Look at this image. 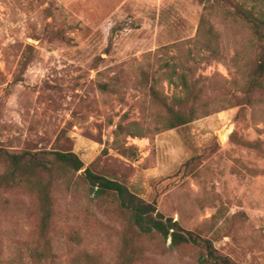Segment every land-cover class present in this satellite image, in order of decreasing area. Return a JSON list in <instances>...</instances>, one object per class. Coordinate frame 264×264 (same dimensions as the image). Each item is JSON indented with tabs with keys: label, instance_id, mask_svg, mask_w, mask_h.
I'll list each match as a JSON object with an SVG mask.
<instances>
[{
	"label": "rangeland",
	"instance_id": "374dc122",
	"mask_svg": "<svg viewBox=\"0 0 264 264\" xmlns=\"http://www.w3.org/2000/svg\"><path fill=\"white\" fill-rule=\"evenodd\" d=\"M249 14L264 0H0V148L72 152L233 264H264V75L248 86L264 26ZM178 106L196 117L168 129ZM8 171L0 159V264H207L203 247L139 234L82 170Z\"/></svg>",
	"mask_w": 264,
	"mask_h": 264
},
{
	"label": "trees",
	"instance_id": "16d2710c",
	"mask_svg": "<svg viewBox=\"0 0 264 264\" xmlns=\"http://www.w3.org/2000/svg\"><path fill=\"white\" fill-rule=\"evenodd\" d=\"M249 16V17H248ZM245 16L248 23L251 24V29L254 34L260 35V29L264 26V14L259 18ZM174 73V72H173ZM176 76L173 81L175 86H179L183 91L182 97H176V101L179 105L192 103L193 98L190 95L192 93L193 82L184 73H174ZM264 75V61L262 60L258 69L251 74L248 79V86L260 90L262 87V79ZM172 118L167 125L168 129L185 125L195 119L197 110L190 107L187 112L182 110L181 106H178L176 110H171ZM207 112H204L206 115ZM136 137V135H132ZM51 156V158L49 157ZM0 159L8 163L9 171L7 177H14L16 173H32L37 175L40 179L46 175H51L55 169H62L66 172H79L81 171V178L91 186L93 192L97 196L114 195L119 201L121 209L129 212L132 218V224L137 228L139 234L150 235L157 234L164 239L169 238L171 246L178 247L184 245H192L196 247H203L206 256L201 259V262L207 264H233L228 258L216 254V250L213 248L208 240L200 239L194 236L192 232L184 230L177 221H173L172 218H164L159 212L156 211L152 203H147L144 200L136 197L121 183L110 180L103 176L93 173L90 169H83V163L78 156L72 152H29L23 151L20 153H9L0 148ZM1 184V180H0ZM40 190L38 191L40 204L39 211L41 213L40 225L42 235L45 234L48 228V221L50 218V207L48 202V185L39 183ZM38 257H44L42 254Z\"/></svg>",
	"mask_w": 264,
	"mask_h": 264
}]
</instances>
